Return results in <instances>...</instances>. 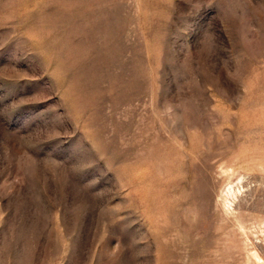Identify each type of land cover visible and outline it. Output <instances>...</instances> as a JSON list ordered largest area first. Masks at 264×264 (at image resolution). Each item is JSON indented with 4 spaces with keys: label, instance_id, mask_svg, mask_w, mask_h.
Returning a JSON list of instances; mask_svg holds the SVG:
<instances>
[{
    "label": "rangeland",
    "instance_id": "374dc122",
    "mask_svg": "<svg viewBox=\"0 0 264 264\" xmlns=\"http://www.w3.org/2000/svg\"><path fill=\"white\" fill-rule=\"evenodd\" d=\"M0 264H264V0H0Z\"/></svg>",
    "mask_w": 264,
    "mask_h": 264
}]
</instances>
